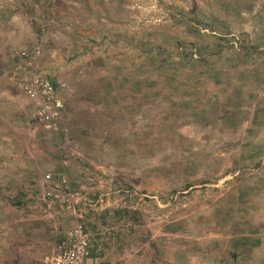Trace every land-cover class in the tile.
<instances>
[{"label": "rangeland", "instance_id": "rangeland-1", "mask_svg": "<svg viewBox=\"0 0 264 264\" xmlns=\"http://www.w3.org/2000/svg\"><path fill=\"white\" fill-rule=\"evenodd\" d=\"M29 63L66 84L60 146ZM0 142V264L9 234L45 236L43 262L71 227L43 201L60 168L87 264H264V0H0Z\"/></svg>", "mask_w": 264, "mask_h": 264}, {"label": "built area", "instance_id": "built-area-1", "mask_svg": "<svg viewBox=\"0 0 264 264\" xmlns=\"http://www.w3.org/2000/svg\"><path fill=\"white\" fill-rule=\"evenodd\" d=\"M34 60L40 55L38 48L33 50ZM18 89L28 100L30 119L48 134L54 144L60 146L67 138L65 121L68 117L64 91L66 84L53 81L38 63H29L27 72L18 79ZM46 189L43 197L65 206L71 211L74 221L58 239L50 254L43 258V264H87L90 259L91 235L87 232L73 204V195L64 168L56 173L45 175Z\"/></svg>", "mask_w": 264, "mask_h": 264}, {"label": "crops", "instance_id": "crops-1", "mask_svg": "<svg viewBox=\"0 0 264 264\" xmlns=\"http://www.w3.org/2000/svg\"><path fill=\"white\" fill-rule=\"evenodd\" d=\"M5 123L7 125L9 124L7 119H6ZM3 140H5L6 142H9V143L11 141V140L7 139L6 137H3V139L1 138V141H3ZM0 144L8 145L7 143H4V142H0ZM2 145H0V146H2ZM2 160H6V161L8 160L9 161V158L7 159L5 156L2 158ZM12 162H14V163L18 162V159H14ZM2 163L4 164V162H2ZM13 168L15 169L14 166H13ZM1 171H3V170H1ZM45 200L46 199L43 197V201H45ZM48 222H50V221H48ZM40 224H41V226H43V225L47 226L48 223L46 221L45 224H43V223H40ZM43 229L45 232H46V229L48 230L47 227L43 228ZM34 231H39V230L35 229ZM25 233H26V235H23L24 233L23 234H16L14 236L11 235V237H15V239H16L15 241H10V239H9L10 234L7 236V239L3 240L4 243H8V245H10V248H12V249H10L9 247L6 248L8 250L9 255L13 258H16V260H14L12 262H4V264H43L42 259H40L41 258L40 254H38V251H37L38 249H36L35 243L42 245L41 243H38V242H41V241L44 242L45 236L42 235L43 238L40 241H35L34 239H32L29 242H27V240H24V238L29 236V234H32L33 232L31 233V231L29 229V230H26ZM63 233L56 236V238H55L56 242L63 235ZM46 242L47 241H45V243ZM48 244H49L48 246H50L51 244H53V241H51V243L49 242ZM54 245H52V248L51 247L49 248L51 251L55 247ZM6 259H8V258H6Z\"/></svg>", "mask_w": 264, "mask_h": 264}, {"label": "trees", "instance_id": "trees-1", "mask_svg": "<svg viewBox=\"0 0 264 264\" xmlns=\"http://www.w3.org/2000/svg\"><path fill=\"white\" fill-rule=\"evenodd\" d=\"M68 111V110H67ZM61 169L62 168H60V169H58L57 170V172L58 171H61ZM126 213V210H116L115 211V213L117 214V215H119V213ZM81 223L83 224V227H84V229L87 231V232H89L90 233V230L88 229V227H87V225H86V223H85V219L84 220H81ZM96 227V225L94 224V228ZM93 228V227H92ZM90 235H91V233H90ZM91 243H92V245H91V247H90V258H93V257H95V255H96V252H95V239H92V235H91ZM52 251H50V252H48V254H50Z\"/></svg>", "mask_w": 264, "mask_h": 264}]
</instances>
